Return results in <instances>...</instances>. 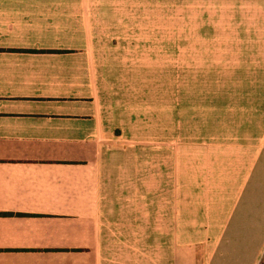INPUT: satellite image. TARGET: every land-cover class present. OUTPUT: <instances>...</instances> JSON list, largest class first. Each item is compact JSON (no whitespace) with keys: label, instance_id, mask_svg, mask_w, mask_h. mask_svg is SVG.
<instances>
[{"label":"crops","instance_id":"crops-1","mask_svg":"<svg viewBox=\"0 0 264 264\" xmlns=\"http://www.w3.org/2000/svg\"><path fill=\"white\" fill-rule=\"evenodd\" d=\"M0 264H264V0H0Z\"/></svg>","mask_w":264,"mask_h":264},{"label":"rangeland","instance_id":"rangeland-1","mask_svg":"<svg viewBox=\"0 0 264 264\" xmlns=\"http://www.w3.org/2000/svg\"><path fill=\"white\" fill-rule=\"evenodd\" d=\"M148 81V83H147ZM154 81V86H161L162 80H133L139 88L140 93L138 95H121L117 96H108V106L112 107L114 105V98L119 100L126 106V108L136 111L137 113H145L147 110L154 109L155 115L157 108H162V100L164 96L161 95H151L146 94V88L149 87ZM212 80H203V87L206 88L210 85ZM142 90V93H141ZM205 91V89H204ZM226 97V96H225ZM177 96H171V103H175ZM183 105L186 107V110L190 112V115L186 114V124L181 128V132L186 133L188 138L194 137L195 131L199 134L200 131L203 132V138L207 137V134L214 131V127L211 128V119L214 117V96L204 94L203 96H182ZM177 106V104H176ZM175 106V110H176ZM194 107L197 109L198 119L197 123L202 119V124L195 125L194 122ZM191 110V111H190ZM201 114H199L200 111ZM186 111V112H187ZM177 112V111H176ZM177 127L172 126L171 130L174 132Z\"/></svg>","mask_w":264,"mask_h":264}]
</instances>
